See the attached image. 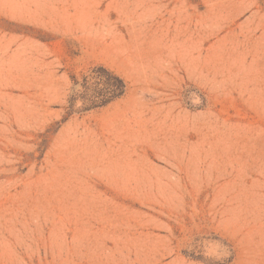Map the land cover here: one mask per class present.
Returning <instances> with one entry per match:
<instances>
[{"label": "rangeland", "instance_id": "374dc122", "mask_svg": "<svg viewBox=\"0 0 264 264\" xmlns=\"http://www.w3.org/2000/svg\"><path fill=\"white\" fill-rule=\"evenodd\" d=\"M0 264H264V0H0Z\"/></svg>", "mask_w": 264, "mask_h": 264}, {"label": "trees", "instance_id": "16d2710c", "mask_svg": "<svg viewBox=\"0 0 264 264\" xmlns=\"http://www.w3.org/2000/svg\"><path fill=\"white\" fill-rule=\"evenodd\" d=\"M115 81L117 82V87L115 89V93H116V91H117V93L112 96L113 98L120 96L124 91L123 82L119 78H115Z\"/></svg>", "mask_w": 264, "mask_h": 264}]
</instances>
